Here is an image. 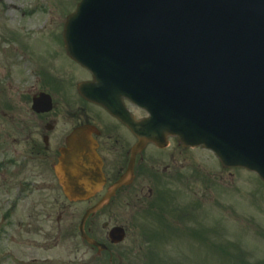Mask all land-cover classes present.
I'll list each match as a JSON object with an SVG mask.
<instances>
[{
	"label": "flooded vegetation",
	"instance_id": "af4514ba",
	"mask_svg": "<svg viewBox=\"0 0 264 264\" xmlns=\"http://www.w3.org/2000/svg\"><path fill=\"white\" fill-rule=\"evenodd\" d=\"M90 80L66 56L62 41L55 54L13 42L0 47V241L14 244L13 260L2 264H150L142 240H193L213 232L210 215L193 201H199L198 191L208 195L213 188V158L172 137L163 147L149 143L132 156V131L77 94L78 84ZM40 97L47 104L34 110ZM121 104L134 120L147 117L129 101ZM82 125L95 128L105 183L90 199L71 202L53 169L67 136ZM131 157L130 182L83 220L125 174ZM80 230L97 246L82 239ZM114 230L124 237L118 244L110 238Z\"/></svg>",
	"mask_w": 264,
	"mask_h": 264
},
{
	"label": "water",
	"instance_id": "95a60500",
	"mask_svg": "<svg viewBox=\"0 0 264 264\" xmlns=\"http://www.w3.org/2000/svg\"><path fill=\"white\" fill-rule=\"evenodd\" d=\"M126 24L136 49L125 68L150 82L134 83L132 91L114 66V78L95 92L137 96L134 102L149 108L151 128L202 145L224 166L264 180V0H82L66 25L67 51L102 78L95 56L104 45L101 33ZM81 94L116 114L112 99ZM99 171L89 148L84 154L70 148L56 167L65 191L76 195L93 190Z\"/></svg>",
	"mask_w": 264,
	"mask_h": 264
},
{
	"label": "rangeland",
	"instance_id": "374dc122",
	"mask_svg": "<svg viewBox=\"0 0 264 264\" xmlns=\"http://www.w3.org/2000/svg\"><path fill=\"white\" fill-rule=\"evenodd\" d=\"M74 1L75 0H70V7L67 8V6L69 5V1L45 0L40 6V10L47 15H49L50 13H55L56 19L58 20H54V24L51 29L47 28L45 31H43L42 35L39 38L35 39V41L37 42H35L34 40V42L30 41V43H28V46L37 48L38 51H41L44 48L46 51L50 50L54 54L57 53L59 50V44L61 43L63 31L62 24L66 20V18L73 13L72 10H74ZM9 2L14 3L18 6H22L25 4L23 0H9ZM9 2H5L3 4L4 18L7 15V4ZM0 4L2 5V3ZM28 4L29 2L28 0H26V6ZM16 14L17 13H13V15L8 14V19L12 17V20H10L9 22V20L5 19V25H7L8 27H14L15 24H13V21L15 20ZM23 20L34 22L35 24L33 26V29L35 30L40 27L39 24L41 22L46 21V17L42 15L40 18V15H38V13H34L31 17L25 16ZM259 183L260 181L255 175L245 170L239 169L238 172L237 170L233 171V175L231 177L226 173L227 188H238V186L242 185L239 188L243 190L244 187H248L250 184H252V187L250 186L251 188H261ZM230 193L232 194L230 195L232 199H230L229 202H226L228 200V196H226L225 201L222 196H217L215 194V206H218L216 204V201L219 204H227L226 215L228 214L227 212H239L240 215L244 214L246 218H248V215H250V218L255 221V224L261 228L262 233L264 234V218L261 219L256 214H254V211L256 210L252 209L250 206H247L243 201H241L242 199L240 195L235 194L236 192L234 193L232 189H230ZM260 196H264V193H261V191H258L256 194H254V197H252V199L255 203H257V199L260 198ZM258 202H260V200H258ZM217 210L218 209H216V207L213 210L216 217L217 215L219 216ZM228 227L235 228L233 224L226 220V230L229 229ZM237 230L238 231L235 233V235L232 233L234 230L229 229V231L226 232L225 237H212V240L214 242L213 246L215 248H213L211 254L209 255L211 257L210 264H238L240 262H242L243 264L246 263L244 257H242V254H244V252L240 253L239 251L242 250V247H247L246 249H249L250 254L264 257V241L262 239H259V237H257V239L255 240L251 237L249 238L250 223H245L241 228H238ZM227 241L230 242L226 243ZM220 246L222 247V249H220ZM256 264L262 263L257 262Z\"/></svg>",
	"mask_w": 264,
	"mask_h": 264
}]
</instances>
